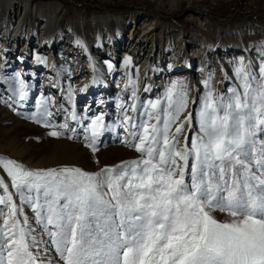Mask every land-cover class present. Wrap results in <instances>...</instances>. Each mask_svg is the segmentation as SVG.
<instances>
[{
    "label": "snow or ice",
    "instance_id": "6c2138e0",
    "mask_svg": "<svg viewBox=\"0 0 264 264\" xmlns=\"http://www.w3.org/2000/svg\"><path fill=\"white\" fill-rule=\"evenodd\" d=\"M236 75L240 83L227 95L205 81L199 130L184 142L193 120L184 115L186 84L172 82L162 98L130 105L121 127L139 155L98 172L29 169L0 156L10 178L0 177V264H43L38 253L47 243L63 264H264V63L257 75L241 61ZM8 83L27 99L23 80ZM41 108L32 119L49 127L51 112ZM88 130L96 152L104 117Z\"/></svg>",
    "mask_w": 264,
    "mask_h": 264
},
{
    "label": "rangeland",
    "instance_id": "374dc122",
    "mask_svg": "<svg viewBox=\"0 0 264 264\" xmlns=\"http://www.w3.org/2000/svg\"><path fill=\"white\" fill-rule=\"evenodd\" d=\"M8 1L0 0L2 21ZM11 1L24 3L25 0ZM31 1L37 2V6H42L40 9L42 12L50 11L52 15L62 13L61 21L64 22L66 19L74 21L84 28L100 20L110 22L109 26L113 27L116 26L113 23L116 17L127 20L126 18L132 14L140 18L146 16L155 24L158 36L156 34L154 38L153 58L144 65L143 72L146 71L144 77L141 75V63L134 62L131 58L120 62L121 66L116 67V71L110 72L111 64L108 65V62H112L111 57L97 58L96 53L89 49L84 37L81 43L83 48L80 49L84 52L81 51L80 65H78L83 68L82 72L76 68L78 61L75 62V58L71 61L70 58L66 59L67 67L58 64L57 69L46 73L48 64L44 57L41 58V62H38L34 55L25 58L29 61L26 64L20 59V46L11 51V45L5 40L2 41L1 24L0 45L3 43L5 47L0 49V156L15 159L29 169L72 166L93 173L105 166L117 165L122 161L137 158L139 154L125 143L129 138L128 132L121 127L125 109L133 103L139 108L141 103L147 104L148 101L162 98L170 84L177 81L186 84L189 89L190 102L184 115L191 113L193 120L185 125L180 139L182 142L185 137L190 140L199 130L196 114L202 97L209 90L205 87V81H209L214 92L220 95H227L230 88L237 87L240 83L236 68L242 60L231 63L230 54L225 53L231 51L243 53L249 49L253 57L248 63L251 68H255L257 75L260 73L261 64L264 63V34L249 30L239 35L235 34L236 31H242L243 27L246 28L250 24L264 27V0ZM202 22H206V25ZM109 26L101 25L100 37L104 38L103 33L110 28ZM118 29L121 27L119 26ZM173 33L183 35V43L179 46L173 43L172 37H169ZM194 33L198 35L197 41L186 47V43ZM160 36L162 45L166 43L165 57H159ZM102 38L101 44L106 47L108 41H103ZM79 47L80 44L77 45V48ZM196 47L204 50L203 59L200 60L199 57L187 59L188 54L192 53L193 48ZM34 51L33 48L32 54ZM60 51L58 48L54 53L55 57L59 58ZM179 51H181L179 56L184 55L178 62H174V67L179 65L183 69L175 71L171 68V61L174 53L178 55ZM78 56L79 54L76 58ZM31 62H37V66L35 67V64ZM227 66H233L230 70L235 80L229 75V69L225 70ZM75 69H78L77 72ZM45 73L46 77L43 75ZM12 77H22L21 80L24 82L33 84V87L28 88L26 100L20 101L18 94H14L9 89L8 81ZM217 79L220 82L216 83ZM80 80L85 85L84 88L81 86L80 88L86 89L84 92L86 94L79 96L78 93L70 92L69 89H72L73 84ZM52 83L55 87L49 90L48 87ZM42 103L51 112V115L46 118L50 124L49 127H45L43 123H36L32 119L43 110ZM121 105L124 107L122 108ZM129 114L135 115V113ZM101 115L104 117L105 130L96 140L98 150L92 152L88 146L89 140L85 137L90 136L88 129H90L91 120ZM183 118L182 115L181 121ZM62 125H67V128L62 129ZM53 126L55 130L63 131L64 134L59 138L50 136L49 132L53 130ZM65 141L72 144L71 150L54 148L55 145L58 146L60 142ZM85 152L90 155H86ZM104 156L105 161L98 160ZM0 177H3L5 182L10 181L2 170H0ZM10 190L15 192V189ZM17 203H20L18 199ZM24 212L31 219L33 215L31 210L25 206ZM215 215L220 220L229 219L225 213L217 212ZM33 227L39 232V226L33 224ZM43 239L48 241L49 237L44 235ZM41 249H46L38 253L43 264H63L59 253L51 243L42 244Z\"/></svg>",
    "mask_w": 264,
    "mask_h": 264
},
{
    "label": "bare ground",
    "instance_id": "6f19581e",
    "mask_svg": "<svg viewBox=\"0 0 264 264\" xmlns=\"http://www.w3.org/2000/svg\"><path fill=\"white\" fill-rule=\"evenodd\" d=\"M30 1L31 0H25L24 3H19V2L13 3L11 0H9L5 5V14L3 16V21L0 19V28L2 24V30H3V35H1L2 36L1 38H3L2 41L5 40L9 45H11L12 47L11 51H13L15 47L18 48L20 46V59L22 60V62H25L26 64L29 63V61L25 60V58H29L33 55H34L33 57L37 58L38 62H41L42 61L41 58L44 57L48 64L47 65L48 70L46 72L48 73L57 69L58 64H62L63 66L67 67L65 65L67 63L66 59L71 58L70 60L73 61V58H75L74 61L75 62L78 61L76 68H79V70L82 72L83 68L78 65H80L79 59L81 58V54H82L81 51L83 50L80 49L83 48V45L81 43H83L82 38L84 37L86 39L89 49H92V51L96 53L97 58L103 59L106 57L108 58L111 57L112 62H108L109 63L108 65L111 64L110 72L116 71V67L119 68L121 66L120 62H125V59L127 60L128 58H131L134 62L141 63L140 66L142 69L141 75L142 77L145 76L146 71L143 72L144 65L147 63V61H149V59L153 58V47L155 46L153 43L155 42L154 38L157 34L156 33L157 28L155 24L152 21L150 22L148 17L145 16L140 18L132 14L128 18H126L127 20H124L121 17H116L113 21L114 25L116 26L113 27L109 26L110 22L108 23L107 21L100 20V21L92 22L91 24H88L87 28H84L78 25L74 21H69L67 19L64 22L61 21L62 13H60L59 15H52L50 11L42 12L40 10L42 9V6H37L36 4L37 2L31 1L32 3H30ZM55 8L56 10H58L56 5ZM102 24H105L106 26L110 27L103 33L104 38L100 37L101 33L99 31L101 30L100 27ZM202 24L206 25V22H202ZM119 26L121 27V29H118ZM57 28L59 29V31ZM247 30L264 34V27L257 26L254 24H250L249 26L247 25L246 28L243 27L242 31H238V32L236 31L235 34L239 35V33L245 32ZM170 35L171 36L169 37L173 38V43L177 44L178 46L183 43L182 33H177V34L173 33ZM101 38L104 39L103 41H108L107 42L108 47L107 46L105 47V45L103 46L101 44ZM197 39H198V35L195 33L192 34L190 40H188V42L186 43L187 45L186 47L194 44L197 41ZM79 44L80 47L77 48V45L79 46ZM158 45H160L159 57L162 56L165 57V52L167 48H165L166 43L162 45L161 36L159 38ZM4 47L5 44L1 43L0 49L2 50ZM33 48L35 50L34 54H32L31 52L33 51ZM58 48H60L61 50L59 52L60 53V55L58 56L59 58L55 57L54 54ZM180 52L181 51L178 52V55L177 53H174V55L172 56V61H171L172 70L181 71L183 69V67H180L179 65H176V67H174V62L175 63L178 62L180 58L184 55L183 54L182 56H179ZM228 53L231 56V60H232L231 63H237V61L242 60L245 61V64L249 65L248 62L253 57L249 49L248 51H245L243 53L231 51V52H226L225 54ZM78 54L79 56L76 58ZM203 55H204V50L202 48L196 47L193 48L192 53L188 54L187 59H189V57L192 58L199 57L201 60L203 59ZM31 63H34L35 67L37 66V62H31ZM101 67H105V66H101ZM231 68H233V66H227L225 68V70L229 69L230 71L229 75H231V70H230ZM76 70L78 69H75V71ZM251 70L254 71V73L256 74L255 68L254 69L251 68ZM46 73L43 74L44 77L47 76ZM233 76L232 78L234 79L235 76L234 77ZM18 78L21 80L22 77H18ZM68 78H72V77H68ZM217 82L220 81L217 79L216 83ZM26 84L29 86L28 88L33 87V84L31 83H26ZM52 84L51 86L48 85L49 90L51 87L52 88L55 87L54 86L55 84L53 85ZM80 86L82 88H84L85 86L83 85L82 80H80L79 82H75V84H73L72 89L69 90L70 92H73L75 94L78 93L79 96L81 94L85 95L86 93L84 92L86 89L82 90ZM61 87L62 86L60 85V89ZM69 90H67V92ZM103 90H105V88ZM62 92H64V90ZM72 147H73L72 144L66 141L60 142L58 146L57 145L54 146L55 149L59 148L64 151L71 150ZM85 154L90 155L88 152H85ZM105 156L98 158V160L105 161Z\"/></svg>",
    "mask_w": 264,
    "mask_h": 264
},
{
    "label": "trees",
    "instance_id": "16d2710c",
    "mask_svg": "<svg viewBox=\"0 0 264 264\" xmlns=\"http://www.w3.org/2000/svg\"><path fill=\"white\" fill-rule=\"evenodd\" d=\"M186 34V33H185Z\"/></svg>",
    "mask_w": 264,
    "mask_h": 264
}]
</instances>
